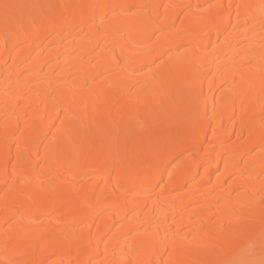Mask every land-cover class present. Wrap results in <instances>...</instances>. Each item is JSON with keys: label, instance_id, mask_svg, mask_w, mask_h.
Here are the masks:
<instances>
[{"label": "bare ground", "instance_id": "1", "mask_svg": "<svg viewBox=\"0 0 264 264\" xmlns=\"http://www.w3.org/2000/svg\"><path fill=\"white\" fill-rule=\"evenodd\" d=\"M4 3L0 264H262L264 0Z\"/></svg>", "mask_w": 264, "mask_h": 264}, {"label": "snow or ice", "instance_id": "2", "mask_svg": "<svg viewBox=\"0 0 264 264\" xmlns=\"http://www.w3.org/2000/svg\"><path fill=\"white\" fill-rule=\"evenodd\" d=\"M0 7H2V9L4 11V14H5V18L7 19L9 17V15H10V10L18 8L19 6L18 5L9 4V3H4L3 5H0ZM214 7L222 8V6H214ZM239 7L240 6L238 5L237 8H239ZM223 15H224L223 11L221 10L218 13L219 21L221 23L223 22ZM105 250L107 251V244L105 245ZM96 264H99V262H96ZM155 264H159V262H155ZM164 264H171V262L168 261V260H165ZM223 264H228V262L224 261ZM262 264H264V262H262Z\"/></svg>", "mask_w": 264, "mask_h": 264}]
</instances>
